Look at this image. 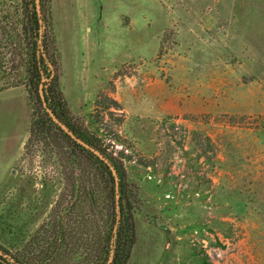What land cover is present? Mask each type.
Listing matches in <instances>:
<instances>
[{
  "label": "rangeland",
  "instance_id": "rangeland-1",
  "mask_svg": "<svg viewBox=\"0 0 264 264\" xmlns=\"http://www.w3.org/2000/svg\"><path fill=\"white\" fill-rule=\"evenodd\" d=\"M21 2L0 0V19ZM45 10L74 120L126 168L127 264H264V0H46ZM10 80H0V241L15 250L74 194L59 148L27 147L33 104ZM150 86L188 99V111L125 125L119 98L148 100Z\"/></svg>",
  "mask_w": 264,
  "mask_h": 264
},
{
  "label": "trees",
  "instance_id": "trees-1",
  "mask_svg": "<svg viewBox=\"0 0 264 264\" xmlns=\"http://www.w3.org/2000/svg\"><path fill=\"white\" fill-rule=\"evenodd\" d=\"M45 1L39 2L41 15L37 0H22L10 22L0 19V80L10 78L8 87H26L33 104L26 145L42 140L59 148L63 162L72 169L67 178L74 200L66 209L55 207L48 222L21 249L12 250L0 241V264H127L136 243V227L126 168L72 116L60 88L59 51L53 36L55 44L50 41ZM41 88L48 108L108 162L54 121L44 106Z\"/></svg>",
  "mask_w": 264,
  "mask_h": 264
},
{
  "label": "crops",
  "instance_id": "crops-1",
  "mask_svg": "<svg viewBox=\"0 0 264 264\" xmlns=\"http://www.w3.org/2000/svg\"><path fill=\"white\" fill-rule=\"evenodd\" d=\"M146 90L148 100H146L145 95L142 94V97L135 93L134 96L138 98L135 99L133 104L129 103L130 106H128L122 98H119L120 103H122L127 113V119L126 122H124L125 125L128 124L130 117L133 116L156 117L163 114H175L180 111L184 112L189 109L188 107L185 108V104L189 103L188 99L187 102H185V100L181 102L182 98L178 94L172 93L164 88H161L163 91L156 92L155 86H150Z\"/></svg>",
  "mask_w": 264,
  "mask_h": 264
},
{
  "label": "water",
  "instance_id": "water-1",
  "mask_svg": "<svg viewBox=\"0 0 264 264\" xmlns=\"http://www.w3.org/2000/svg\"><path fill=\"white\" fill-rule=\"evenodd\" d=\"M37 2H38V11H39V14L41 15V9H40V6H39V2H40V0H37ZM43 88V87H42ZM41 88V97H42V100H43V103H44V106L47 108V110H48V112L50 113V115L52 116V118L54 119V121L56 122V123H58L61 127H62V129L63 130H65L72 138H74L75 140H77L79 143H81V144H83L84 146H86V147H88V148H90V149H92L85 141H83L81 138H79L74 132H72L52 111H51V109H49L48 108V106H47V101H46V98H45V95H44V92H43V89ZM92 150H94V149H92ZM101 158H103L104 160H106V162H108V160L107 159H105L104 158V156L100 153V152H98V151H96V150H94ZM112 168V170H113V173H114V175H115V177H116V180H117V186H118V176H117V173H116V171H115V169L113 168V167H111Z\"/></svg>",
  "mask_w": 264,
  "mask_h": 264
}]
</instances>
